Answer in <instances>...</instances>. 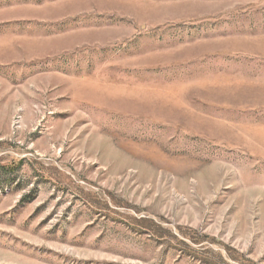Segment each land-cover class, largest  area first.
<instances>
[{
	"label": "rangeland",
	"instance_id": "374dc122",
	"mask_svg": "<svg viewBox=\"0 0 264 264\" xmlns=\"http://www.w3.org/2000/svg\"><path fill=\"white\" fill-rule=\"evenodd\" d=\"M0 264H264V0H0Z\"/></svg>",
	"mask_w": 264,
	"mask_h": 264
}]
</instances>
